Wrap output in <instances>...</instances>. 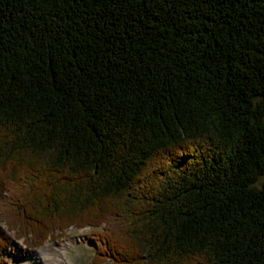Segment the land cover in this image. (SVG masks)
<instances>
[{
  "label": "trees",
  "instance_id": "16d2710c",
  "mask_svg": "<svg viewBox=\"0 0 264 264\" xmlns=\"http://www.w3.org/2000/svg\"><path fill=\"white\" fill-rule=\"evenodd\" d=\"M70 227L264 264V0H0V264Z\"/></svg>",
  "mask_w": 264,
  "mask_h": 264
},
{
  "label": "rangeland",
  "instance_id": "374dc122",
  "mask_svg": "<svg viewBox=\"0 0 264 264\" xmlns=\"http://www.w3.org/2000/svg\"><path fill=\"white\" fill-rule=\"evenodd\" d=\"M4 229V227H1ZM91 227H70L64 230L65 238L59 241H49L44 246H39L35 249L27 250L24 240L17 241V248L12 249V254L5 255L9 264H42L47 260L48 252L53 254L55 264H89L95 256V239ZM60 233V232H57ZM100 246L102 244L98 242ZM43 254H40V251ZM51 256V257H52ZM52 259V258H51Z\"/></svg>",
  "mask_w": 264,
  "mask_h": 264
},
{
  "label": "bare ground",
  "instance_id": "6f19581e",
  "mask_svg": "<svg viewBox=\"0 0 264 264\" xmlns=\"http://www.w3.org/2000/svg\"><path fill=\"white\" fill-rule=\"evenodd\" d=\"M44 253V250L41 252L40 251V254H43ZM53 254H51L50 252H48V259L43 261L42 264H55L54 260H53ZM52 256V257H51ZM52 258V259H51ZM57 264H62L61 262H58Z\"/></svg>",
  "mask_w": 264,
  "mask_h": 264
}]
</instances>
